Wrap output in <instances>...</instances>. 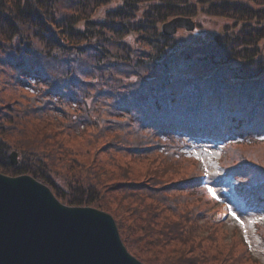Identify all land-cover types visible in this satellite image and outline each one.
<instances>
[{
	"label": "trees",
	"instance_id": "16d2710c",
	"mask_svg": "<svg viewBox=\"0 0 264 264\" xmlns=\"http://www.w3.org/2000/svg\"><path fill=\"white\" fill-rule=\"evenodd\" d=\"M200 11L227 18L232 31L198 52L189 48L178 55L175 40L162 34L161 25ZM263 40L264 0H0V91L33 94V103L15 99L0 107V173L32 176L64 205L97 207L93 196L87 197L101 188L94 180L86 176L83 189H65L59 181L69 183L66 175L43 155L8 140L9 119L21 116L17 108L22 106H27L23 120L57 124L79 109L83 117L76 115L64 128L94 127L96 142L99 135L115 134L112 146L162 153L163 164L190 160L186 149L207 144L221 145L224 161L233 146L264 140ZM240 60L245 65H236ZM12 151L21 156L17 166L11 164ZM241 157H231L223 175L244 206L264 209V164L245 153ZM160 169L165 178L175 166ZM206 174L126 186L134 188L132 196H157L164 209L176 213L179 200L185 203L183 192L203 191L220 204L207 191ZM118 227L122 236L123 226ZM199 229L195 212L184 209L178 223L160 231L173 233L170 240ZM123 241L128 247V237Z\"/></svg>",
	"mask_w": 264,
	"mask_h": 264
},
{
	"label": "rangeland",
	"instance_id": "374dc122",
	"mask_svg": "<svg viewBox=\"0 0 264 264\" xmlns=\"http://www.w3.org/2000/svg\"><path fill=\"white\" fill-rule=\"evenodd\" d=\"M241 1L247 2V0ZM180 17L191 18L196 27L194 32L179 29L174 35L173 39L176 42L174 48L179 51L178 55L189 48L198 52L196 51L198 48L210 43L216 36L225 37L232 31L233 23L227 18L211 17L201 11L193 17ZM262 44L264 46V40ZM236 65H245V61L240 60L236 62ZM234 70L237 69L234 68ZM13 73L16 75L15 71ZM232 74L229 73L230 77H233ZM12 76L14 77V74ZM10 91H0V107H5L15 99L23 103H33V94L30 92L23 95L20 92ZM85 97L90 103V98ZM108 97L104 96L103 100ZM101 101L99 99V102ZM22 107L26 109L27 106ZM22 107L17 108L20 115H23ZM22 115L14 117V121L9 119L8 132L11 137L8 140L13 144L21 142L25 147L32 148L36 153L43 155L48 163H52L55 170L66 175L70 184L59 181L65 189L71 188V185H74L76 189H83L86 176L90 181L94 180L101 188L95 191V194L94 192H91L89 196L87 194V197L91 199L92 195L94 206L100 209L91 208L111 215L117 227L123 226L124 233L122 236L120 231L119 233L122 241L123 238L128 237L126 243H129V249L123 241L125 247L132 256H134L133 253L137 254L141 260L138 259L139 257H134L143 264L147 261L151 264H264V209L244 206V203L239 200L240 196L236 195L233 186L223 175L226 162L231 157L236 161L242 160L241 154L244 153L248 154L252 161L264 164V140L233 146L224 161L221 145L207 144L203 147L193 145L186 149L192 156L190 160L187 158L184 161L167 160V164H163L160 160L162 153L139 154L126 152L117 144L112 146L115 134L99 135L96 142L97 138L93 137L97 135L94 127L82 128L79 132L64 128L63 126L73 121L76 115L83 117L84 113H80L79 109L70 111L67 120L58 124L27 121L23 120L25 117ZM109 126L115 129L114 124ZM64 150L68 155L63 153ZM13 152L16 151L11 153ZM62 157L68 161L62 162L60 160ZM20 159L21 156L17 154L18 164ZM170 165H174L175 170L169 173L170 176L163 178L159 174L162 170L160 167L166 168ZM192 172L198 175L207 173L209 187L207 191L220 204L214 203L203 191L183 192L181 195L185 203L181 201V198L180 212L175 213L164 209L157 196L154 198H150L147 194L132 196L131 191L134 188L130 189L126 186L127 183L148 186L151 178L160 182L172 179L174 183H177L180 179L190 176ZM122 190L126 191L125 194L129 198L124 197ZM222 203L226 207L222 206ZM157 205L160 207L156 208ZM184 209L195 212L201 229L169 240V234L170 236L174 234L161 232L160 229L167 225L171 228L178 223L180 213ZM237 218L243 221V227L237 222ZM245 232H247V238ZM207 237H211V240Z\"/></svg>",
	"mask_w": 264,
	"mask_h": 264
},
{
	"label": "water",
	"instance_id": "95a60500",
	"mask_svg": "<svg viewBox=\"0 0 264 264\" xmlns=\"http://www.w3.org/2000/svg\"><path fill=\"white\" fill-rule=\"evenodd\" d=\"M191 18L162 25L165 36L195 30ZM17 166V153L10 155ZM0 264H143L125 247L114 218L70 207L35 178L0 173Z\"/></svg>",
	"mask_w": 264,
	"mask_h": 264
},
{
	"label": "snow or ice",
	"instance_id": "6c2138e0",
	"mask_svg": "<svg viewBox=\"0 0 264 264\" xmlns=\"http://www.w3.org/2000/svg\"><path fill=\"white\" fill-rule=\"evenodd\" d=\"M237 222L241 224V227L244 226L243 221H240L238 218H237ZM245 237L247 238V232H245Z\"/></svg>",
	"mask_w": 264,
	"mask_h": 264
}]
</instances>
